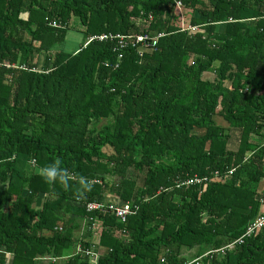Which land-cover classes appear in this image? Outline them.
<instances>
[{"label": "trees", "instance_id": "obj_1", "mask_svg": "<svg viewBox=\"0 0 264 264\" xmlns=\"http://www.w3.org/2000/svg\"><path fill=\"white\" fill-rule=\"evenodd\" d=\"M263 180L264 0H0V264H264Z\"/></svg>", "mask_w": 264, "mask_h": 264}, {"label": "built area", "instance_id": "obj_2", "mask_svg": "<svg viewBox=\"0 0 264 264\" xmlns=\"http://www.w3.org/2000/svg\"><path fill=\"white\" fill-rule=\"evenodd\" d=\"M181 4L179 2L176 3V7L178 9H180ZM53 27L58 26V24H56L55 22L52 25ZM113 38H117L119 39V43L121 45V47H124V43H123V38L122 36H115L113 37L112 34H102L98 37L99 41H106L108 39H113ZM91 40V39H90ZM146 40H148V36H136V43H141L142 45L146 42ZM155 42H152V45H154ZM88 210H104V207L100 204H94V203H90L88 205ZM108 210L113 211L114 216L117 218V220H119L121 223H125L127 220V217L130 216L131 214L134 213V211L131 210V206L129 204H122L120 206H108ZM134 210V209H133ZM264 227V205L260 208V212L257 215L256 219L254 220V222L248 227L246 235L250 236L252 234H256V232H258L261 228ZM232 246H228L226 248L223 249V251H221V253H223L224 251L230 249Z\"/></svg>", "mask_w": 264, "mask_h": 264}, {"label": "rangeland", "instance_id": "obj_3", "mask_svg": "<svg viewBox=\"0 0 264 264\" xmlns=\"http://www.w3.org/2000/svg\"><path fill=\"white\" fill-rule=\"evenodd\" d=\"M84 42H85V35L84 34H81V33L75 32V31H68L67 37L65 39L64 47L66 49H69V50H72V49L75 50L78 47H80ZM218 123L222 124L221 125L222 127L226 126V123L221 121V120H218ZM238 141H239V133H237V131H236V133L233 132L231 142L229 141V143H230L229 146L231 148H234L235 142H236V144H238ZM134 177L136 178V176H134ZM137 178L139 179V177H137ZM141 184H142V182L139 180L138 186H140ZM92 240L96 242V240H94V238H92Z\"/></svg>", "mask_w": 264, "mask_h": 264}, {"label": "crops", "instance_id": "obj_4", "mask_svg": "<svg viewBox=\"0 0 264 264\" xmlns=\"http://www.w3.org/2000/svg\"><path fill=\"white\" fill-rule=\"evenodd\" d=\"M257 191L259 194H264V180L260 182Z\"/></svg>", "mask_w": 264, "mask_h": 264}]
</instances>
